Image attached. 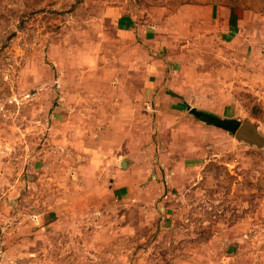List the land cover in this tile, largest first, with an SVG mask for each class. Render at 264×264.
<instances>
[{
    "label": "rangeland",
    "instance_id": "374dc122",
    "mask_svg": "<svg viewBox=\"0 0 264 264\" xmlns=\"http://www.w3.org/2000/svg\"><path fill=\"white\" fill-rule=\"evenodd\" d=\"M210 116L264 135V0H0V264H264V145Z\"/></svg>",
    "mask_w": 264,
    "mask_h": 264
},
{
    "label": "crops",
    "instance_id": "0c3cea01",
    "mask_svg": "<svg viewBox=\"0 0 264 264\" xmlns=\"http://www.w3.org/2000/svg\"><path fill=\"white\" fill-rule=\"evenodd\" d=\"M231 13L232 12H228V17H227V20H226V27H227V29L228 28H230V30H231V24H230V17H231ZM145 35V34H144ZM152 35L154 36V34L152 33ZM152 35H149L148 36V34H146L145 36H144V40L145 41H148L149 40V38L148 37H152ZM147 36V37H146ZM155 37V36H154ZM152 39H153V37H152ZM151 39V40H152ZM261 68H256V70H255V73H259L260 74V72H261V70H260ZM260 129H263V126L261 125L260 127H259ZM116 132V131H115ZM261 135H263V133L261 132ZM264 136V135H263ZM92 159H93V161H92ZM96 160L94 159V158H92L91 157V159L90 160H88V162H82L81 163V166H80V168L82 167V168H85V169H96L98 166L96 165V162H95ZM95 162V163H94ZM124 164H125V166H128V168H127V170L123 173V175L124 174H126V173H131V170L133 169V165H131L129 162H127V163H125L124 162ZM117 176H119V177H121V174H117ZM151 176V175H150ZM149 176H148V174H146V176H145V178H148ZM125 178V177H124ZM158 179H159V176L158 175H153V181H147V180H145V181H139L138 183L139 184H144V183H146V181L148 182V183H150L149 185L150 186H156L155 188L157 189H159V190H162V189H164V186H166L165 185V183L163 182L164 181V179H162L163 181H162V184L160 183V185L158 184ZM165 179H168V175L165 177ZM129 183H132L131 182V180H127ZM166 183H168V181L166 182ZM118 184V183H117ZM138 184V185H139ZM162 188V189H161ZM145 190L146 189H144L143 188V190L142 191H144V192H142V191H140V195H137L136 196V198H133V199H131L132 201H135V203H139V204H143V203H146V200H145V195H146V192H145ZM162 194V193H161ZM162 196V195H161ZM160 196V197H161ZM128 199V198H127ZM153 202V201H152Z\"/></svg>",
    "mask_w": 264,
    "mask_h": 264
},
{
    "label": "water",
    "instance_id": "95a60500",
    "mask_svg": "<svg viewBox=\"0 0 264 264\" xmlns=\"http://www.w3.org/2000/svg\"><path fill=\"white\" fill-rule=\"evenodd\" d=\"M235 136L241 141L257 144L258 146L264 145V136L258 132V127L250 121L243 122L236 130Z\"/></svg>",
    "mask_w": 264,
    "mask_h": 264
},
{
    "label": "trees",
    "instance_id": "16d2710c",
    "mask_svg": "<svg viewBox=\"0 0 264 264\" xmlns=\"http://www.w3.org/2000/svg\"><path fill=\"white\" fill-rule=\"evenodd\" d=\"M230 24H231V27L232 28H235L236 27V25H237V16H236V14L232 11V13H231V17H230ZM210 120L213 122V123H215V124H217V125H219V126H221V127H223V128H225V129H228V130H230V131H234V130H236V128H237V125H231V124H226V123H223L221 120H219L218 118H215V117H213V116H210Z\"/></svg>",
    "mask_w": 264,
    "mask_h": 264
}]
</instances>
